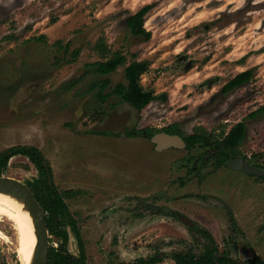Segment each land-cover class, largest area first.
I'll use <instances>...</instances> for the list:
<instances>
[{
  "label": "rangeland",
  "instance_id": "rangeland-1",
  "mask_svg": "<svg viewBox=\"0 0 264 264\" xmlns=\"http://www.w3.org/2000/svg\"><path fill=\"white\" fill-rule=\"evenodd\" d=\"M145 5L151 6L144 17L148 40L126 24ZM38 35L47 43L28 40ZM99 37L128 62L148 60L141 83L167 100L141 111L113 94L101 102L95 83L108 79L106 94L125 79L124 67L99 75L89 66L99 60L92 49ZM250 69V82L221 92ZM262 105L264 0H0V152L17 145L40 150L76 219L89 264H130L155 251L164 256L157 264H174L171 253L189 246L191 234L148 204L205 228L233 258L264 259L263 181L211 164L187 176L186 159L205 148L156 151L150 140L128 135L172 123L183 134L198 125L228 130L244 120L239 157L256 154L264 166V115L248 117ZM37 175L25 156L16 155L1 176L26 185ZM228 211L240 231L230 243ZM66 231L67 249L78 255L68 225ZM0 232V264H16L17 233L2 216ZM47 236L54 246L61 240Z\"/></svg>",
  "mask_w": 264,
  "mask_h": 264
},
{
  "label": "trees",
  "instance_id": "trees-1",
  "mask_svg": "<svg viewBox=\"0 0 264 264\" xmlns=\"http://www.w3.org/2000/svg\"><path fill=\"white\" fill-rule=\"evenodd\" d=\"M150 5H145L138 9L126 19L129 32L134 36H140L144 40L150 38L151 33L144 27V17L150 10ZM11 38V37H10ZM29 41H39L47 43L45 35L32 36ZM61 46V43L56 42ZM69 45V44H67ZM92 49L99 54V60L89 64L93 71L99 75H109L119 67H124V81L119 82L110 89V92L103 94L102 91L109 85V80L104 79L94 86H99L97 96L101 102H104L108 94L118 96L122 101L137 111L144 109L149 103L155 100H167L166 93H155L152 88L145 87L141 83V76L148 72L150 62L148 60L127 61L126 55L121 51H111L105 39L99 37L93 44ZM75 59L79 50L72 53ZM253 71L245 70L229 79L221 88L222 93H228L235 88L251 81ZM257 115H264V105L248 114V117L255 118ZM159 132L168 134H177L182 137L186 143V149L203 147L205 150L196 157L186 159L184 168L187 176H194L200 169L212 165L214 169L224 167L228 160L234 159L241 154L240 146L246 136V124L244 120L232 125L228 130L226 127L220 130H208L202 125L195 126L190 134H183L178 123H172L161 128L146 127L137 131H131L128 135L141 136L150 140L153 135ZM16 155L25 156L36 168L37 177L32 181H27L26 186L30 189L34 198L43 211V220L49 235L60 238L57 246L49 244L47 264H89L86 259L85 248L76 219L69 212L68 205L63 200L61 193L57 190L52 179L51 168L40 150L31 145H17L9 147L0 152V176L6 170L9 159ZM249 163L264 170V166L258 163L257 155L251 157L242 156ZM192 160H198V164L189 165ZM192 164V163H191ZM258 180L264 182V175H254ZM143 202L145 201L142 199ZM152 206L151 212L154 214H163L171 216L174 220L182 221V214L176 213L163 206ZM151 208V207H150ZM228 213L230 234L226 243H230L239 234V229L233 215ZM65 220H68L66 223ZM66 225L74 233L77 245L78 255L71 254L67 249L68 234ZM187 230L192 237V243L182 250L171 253L174 264H264V259L253 256L245 261L233 258L225 249L219 250L213 236L205 228L192 222L186 225ZM198 250V253L195 251ZM161 252L155 251L147 257H140L133 260L130 264H157L163 260ZM5 264V263H3ZM18 264V261L17 263Z\"/></svg>",
  "mask_w": 264,
  "mask_h": 264
},
{
  "label": "water",
  "instance_id": "water-1",
  "mask_svg": "<svg viewBox=\"0 0 264 264\" xmlns=\"http://www.w3.org/2000/svg\"><path fill=\"white\" fill-rule=\"evenodd\" d=\"M156 151L168 148H185L186 143L177 134L159 132L150 139ZM225 167L233 170H240L251 175H264V170L249 163L243 157H235L228 160ZM0 193L9 195L20 202L29 215L34 229L35 243L31 249V256L27 264H47L49 241L47 229L43 220V212L34 198L30 189L21 181L14 178L0 176ZM182 223L190 225L189 218H182Z\"/></svg>",
  "mask_w": 264,
  "mask_h": 264
},
{
  "label": "bare ground",
  "instance_id": "bare-ground-1",
  "mask_svg": "<svg viewBox=\"0 0 264 264\" xmlns=\"http://www.w3.org/2000/svg\"><path fill=\"white\" fill-rule=\"evenodd\" d=\"M0 216L5 217L17 233L19 264H27L35 243L34 229L29 215L20 202L0 193Z\"/></svg>",
  "mask_w": 264,
  "mask_h": 264
},
{
  "label": "flooded vegetation",
  "instance_id": "flooded-vegetation-1",
  "mask_svg": "<svg viewBox=\"0 0 264 264\" xmlns=\"http://www.w3.org/2000/svg\"><path fill=\"white\" fill-rule=\"evenodd\" d=\"M48 241H49V238H48ZM49 244H50V242H49ZM18 264H19V261H18Z\"/></svg>",
  "mask_w": 264,
  "mask_h": 264
}]
</instances>
